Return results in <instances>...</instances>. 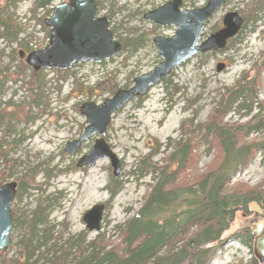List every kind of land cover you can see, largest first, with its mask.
I'll use <instances>...</instances> for the list:
<instances>
[{
  "label": "rangeland",
  "instance_id": "1",
  "mask_svg": "<svg viewBox=\"0 0 264 264\" xmlns=\"http://www.w3.org/2000/svg\"><path fill=\"white\" fill-rule=\"evenodd\" d=\"M32 1L17 0L15 5L6 6V1L0 0V11L10 17L15 29H19V36L27 37L28 46L40 48L47 42V27L42 20L61 0H54L47 8L34 12ZM167 1L99 0L98 14L107 17L114 39L123 48L101 62L75 63L62 72L56 68L43 69L39 104L33 103L39 91L34 88L36 78L32 68L17 61L19 47L0 37V112L5 115L0 127V185L9 180L17 182L25 174L33 176L31 187L25 193L16 194L11 204L17 222L12 227L6 257L15 256L18 242L29 233L32 212L38 207L45 217V223L38 225L39 228H50L51 232L49 241L39 247L38 253L53 244L64 250L70 236L81 230H86L88 240L102 232L115 237L116 224L134 214L155 182L154 173L140 177L134 172L138 160L149 154L152 162L164 165V157L174 150L175 142L190 138L189 132L194 126L204 123L218 105L219 95L226 87H234L238 79L246 82L258 72L257 102L247 115L233 105L223 121L244 124L264 106V0H226L205 27V35L217 26L226 11L235 10L243 17L256 15L253 22L244 21L237 41L223 52L192 56L152 86L139 103L132 99L111 116L103 139L120 161V175H113L107 157H100L89 167L76 166L77 159L88 153L95 141L91 136L76 153L64 151L66 143L76 140L84 131L85 119L79 106L86 102L102 103L159 63L161 57L153 38L169 37L175 29L171 25H156L143 19V15ZM205 2L182 0L180 7L198 8ZM132 39L138 40L137 47L129 45L134 43ZM219 62L225 63L220 71L216 70ZM18 66H22L20 73ZM29 117L33 119L28 120ZM7 127L11 129L9 133ZM193 135L199 157L196 167L203 171L214 158V152L201 133L195 131ZM254 136L264 138V127L249 135ZM7 171H12L11 176H6ZM263 179L264 157L256 153L231 183L242 182L250 187ZM113 181L118 189L111 195ZM261 186L264 189V183ZM101 203L104 210L100 229L89 232L82 214ZM243 213L235 214L207 264H251L253 238L250 246L239 241L246 239L247 232L252 230L246 220L251 213Z\"/></svg>",
  "mask_w": 264,
  "mask_h": 264
},
{
  "label": "trees",
  "instance_id": "2",
  "mask_svg": "<svg viewBox=\"0 0 264 264\" xmlns=\"http://www.w3.org/2000/svg\"><path fill=\"white\" fill-rule=\"evenodd\" d=\"M52 1L33 0L31 11L47 8ZM15 3L17 0H6V6ZM255 18L256 15H245L244 21L253 22ZM18 31L10 17L1 10L0 37L12 41L17 39ZM45 32L49 36L48 28ZM131 41L134 43L129 45L137 47L138 40ZM235 41L236 37L229 41L228 47ZM203 53L206 55L208 52ZM13 57L10 54V58ZM21 67H17L19 73ZM63 70L59 69V72ZM42 71H32L36 78L34 88L39 91L38 97L33 100L37 104L40 103ZM257 78L258 72L246 82L238 79L234 87H226L205 122L196 124L189 132L192 136L195 131L201 133L214 152V158L205 170L198 171L196 167L199 157L192 136L175 142L174 150L164 157V165L152 162L149 154L138 160L134 172L140 177L154 173L155 182L134 214L123 223L116 224L115 237L102 232L88 240L86 230H81L77 235L70 236L65 251L53 244L38 253L39 247L45 246L51 236L50 228H39L45 223V217L38 207L32 212L29 233L18 242L15 256L6 257V253L0 250V264H37L39 260H42L39 264H207L238 211L249 215L247 204L251 200L264 208V189L261 186L264 179L250 187L242 182L231 183L234 175L247 166L256 153L264 157V138L249 137L264 127V106L244 124L223 121L233 105L238 111L242 110L243 115L251 112L252 105L257 102ZM142 99L139 97L137 103ZM3 119L0 116V127ZM10 130L6 128L7 133ZM11 173L7 171L6 176H11ZM32 182L31 175L19 176L15 195L25 193ZM114 185L111 195L118 189L116 182ZM10 208L13 225H16L15 211ZM38 231L41 233L38 234ZM252 238L251 231H248L246 239L239 241L250 246ZM33 256L35 258L31 261ZM250 262L257 264L253 257Z\"/></svg>",
  "mask_w": 264,
  "mask_h": 264
},
{
  "label": "water",
  "instance_id": "3",
  "mask_svg": "<svg viewBox=\"0 0 264 264\" xmlns=\"http://www.w3.org/2000/svg\"><path fill=\"white\" fill-rule=\"evenodd\" d=\"M226 0H207L198 8L181 9L182 0H169L154 10L146 11L143 19L161 26L171 25L175 32L169 37L158 35L153 38L161 57L158 64L133 79L131 86L120 88L102 103L86 102L79 108L85 119L82 134L76 140L68 141L64 151L76 153L87 138L94 136V143L88 153L77 159V167L91 166L100 157L110 161L113 175L119 176L120 161L108 147L103 134L111 116L130 100L144 97L149 89L170 75L176 67L196 54L212 50H223L227 40L232 39L242 29L243 18L237 11L225 12L222 28L203 37L204 27ZM97 0H64L55 5L50 16L43 19L48 27L49 39L45 47L32 50L24 57L25 63L34 71L57 68L68 69L75 63L84 61L101 62L114 56L122 49V43L114 39L106 16L97 15ZM23 55L22 52L19 53ZM225 63L216 64L220 71ZM16 181L9 180L0 185V250L6 252L12 233L11 203L16 192ZM251 217L253 235V256L259 264H264V208L251 200L247 204ZM104 204H95L82 214L89 232L100 229Z\"/></svg>",
  "mask_w": 264,
  "mask_h": 264
},
{
  "label": "flooded vegetation",
  "instance_id": "4",
  "mask_svg": "<svg viewBox=\"0 0 264 264\" xmlns=\"http://www.w3.org/2000/svg\"><path fill=\"white\" fill-rule=\"evenodd\" d=\"M6 1V0H5ZM207 1V0H206ZM226 2V1H225ZM203 5V4H202ZM224 6V5H223ZM222 6V7H223ZM221 7V8H222ZM182 9V8H181ZM219 10H221V9H219ZM219 10H217L216 12H218ZM216 12H214V14L216 13ZM226 12H228V11H226ZM213 14V15H214ZM213 15L211 16V18L213 17ZM240 15V14H239ZM242 16V15H241ZM222 18H223V15H222V17H221V20H220V22L217 24V26H215L212 30H211V32H214V31H217L218 29H220V28H222ZM242 18H243V23H244V17L242 16ZM211 20V19H210ZM209 20V21H210ZM209 21L207 22V24L209 23ZM207 24L205 25V27L207 26ZM169 25V24H168ZM168 25H165V26H168ZM161 26V25H160ZM243 26V25H242ZM204 27V28H205ZM243 28V27H242ZM174 29H175V27H174ZM206 29V28H205ZM205 29H204V31H203V37H206L207 35H209V34H211V32L209 33V34H206L205 35ZM176 30V29H175ZM241 31V30H240ZM239 31V32H240ZM239 32H238V34H239ZM18 33H20V32H18ZM174 34V33H173ZM238 34H236L235 36H233V38L234 37H236ZM18 37H17V39H15V40H12V41H10V42H12V43H14L15 44V47L17 48V47H19V50L23 53V55L22 56H20V55H18V58H17V61L19 62H21L22 63V65H26L25 64V61H24V56L26 55V54H28L32 49L30 48V46H28L29 45V41H28V39H27V37H22V36H19V35H17ZM169 36H171V35H169ZM232 38V39H233ZM232 39H229V40H227V43H226V45L223 47V50H226L227 49V47H228V44H229V41L230 40H232ZM7 41V40H6ZM222 49L221 50H212V51H215V52H222L223 51ZM212 51H208V52H212ZM27 66V65H26ZM27 68H29L28 66H27ZM2 93V90H0V94ZM34 102V101H33ZM0 116H2V117H4L5 118V115L2 113V112H0ZM28 120H30V118H28ZM0 160H2L1 158H0Z\"/></svg>",
  "mask_w": 264,
  "mask_h": 264
},
{
  "label": "built area",
  "instance_id": "5",
  "mask_svg": "<svg viewBox=\"0 0 264 264\" xmlns=\"http://www.w3.org/2000/svg\"><path fill=\"white\" fill-rule=\"evenodd\" d=\"M35 48V47H34Z\"/></svg>",
  "mask_w": 264,
  "mask_h": 264
}]
</instances>
